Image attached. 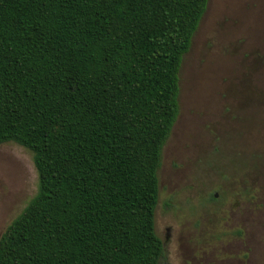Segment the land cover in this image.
<instances>
[{"label": "trees", "instance_id": "trees-1", "mask_svg": "<svg viewBox=\"0 0 264 264\" xmlns=\"http://www.w3.org/2000/svg\"><path fill=\"white\" fill-rule=\"evenodd\" d=\"M209 1L0 0V146L39 175L0 264H164L159 171Z\"/></svg>", "mask_w": 264, "mask_h": 264}, {"label": "rangeland", "instance_id": "rangeland-1", "mask_svg": "<svg viewBox=\"0 0 264 264\" xmlns=\"http://www.w3.org/2000/svg\"><path fill=\"white\" fill-rule=\"evenodd\" d=\"M180 85L159 171L164 264H264V0L209 1ZM38 189L32 152L0 146V240Z\"/></svg>", "mask_w": 264, "mask_h": 264}]
</instances>
